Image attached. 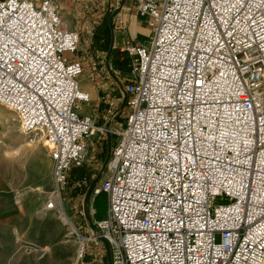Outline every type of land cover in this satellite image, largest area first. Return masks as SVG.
I'll return each mask as SVG.
<instances>
[{"label": "built area", "instance_id": "built-area-1", "mask_svg": "<svg viewBox=\"0 0 264 264\" xmlns=\"http://www.w3.org/2000/svg\"><path fill=\"white\" fill-rule=\"evenodd\" d=\"M138 12L153 34L124 46L127 111L109 129L77 109L91 95L82 61L66 56L80 33L59 1L0 0V103L49 148L43 210L62 208L90 135L107 130L118 141L92 193L106 192L108 208L96 231L77 233L72 264H100L88 252L101 238L116 247L112 264H264V0H140ZM101 97L114 111L116 98Z\"/></svg>", "mask_w": 264, "mask_h": 264}, {"label": "crops", "instance_id": "crops-1", "mask_svg": "<svg viewBox=\"0 0 264 264\" xmlns=\"http://www.w3.org/2000/svg\"><path fill=\"white\" fill-rule=\"evenodd\" d=\"M58 1L64 25L80 33L78 48L74 52H66V56L82 61L84 70L79 76V85L82 89L89 91L91 95L90 101L78 102L77 109L81 114L94 115L96 121L104 119L103 126H109L118 109L125 106L123 102L124 85L131 74V57L123 50L124 46L128 41L132 44L149 43L153 29L139 15L140 0ZM116 16H121L123 22H117ZM94 61H98V65L94 66ZM104 66L108 68V72L101 75L99 69ZM106 92L117 100V106L112 112L108 110L107 101L101 97ZM86 105H89L88 109L85 108ZM116 127L118 126L109 127V129ZM97 131L100 130L97 129ZM101 133L103 135L98 134V138L95 137V139L92 134L87 142L89 156L93 155L96 160L98 152L105 150L103 143H107L108 146H106L107 159L114 146H112V139L108 131L105 130ZM47 149L49 150L48 147ZM47 149L42 144H35L31 147L25 166L18 167L20 169L18 172L21 173L19 179L9 183L6 187H0V264H72L76 250L74 252L72 249L58 258L57 249L53 247V243L58 242L57 237L70 235L74 239L67 240L64 246L65 249L68 246L72 248L75 242L77 244V233L85 235V213L84 217L77 218L71 209L75 202L81 199L78 196L80 193H76V189L73 192L74 184L72 188L65 187L69 192L65 193L63 190L66 196L64 198L62 194L61 202L64 213L75 224L74 228L66 231L67 221L60 218L54 208L43 210L48 198L47 194L54 186L53 160ZM86 163L73 167L69 179L76 180L73 174H77V179H81L80 183L85 186ZM103 172H105V165L104 171L101 173ZM18 190L21 192L19 199L22 204L15 200ZM65 203H69L68 207L65 206ZM39 211L44 213L41 217L49 219V223H45L41 227L39 219L36 218L40 217ZM89 215L91 216V213ZM97 219L100 217L97 216ZM18 236L22 238L20 242ZM60 243L59 245L62 247V242ZM31 245L38 246V248H29L28 246ZM44 245H48L50 249L43 252L41 248ZM90 247L89 260H94L97 257L100 264H109L107 245L103 240H98L93 248L92 245ZM98 247H103L105 252L96 256ZM109 247L112 256L116 247L110 246V244Z\"/></svg>", "mask_w": 264, "mask_h": 264}, {"label": "rangeland", "instance_id": "rangeland-1", "mask_svg": "<svg viewBox=\"0 0 264 264\" xmlns=\"http://www.w3.org/2000/svg\"><path fill=\"white\" fill-rule=\"evenodd\" d=\"M88 106L89 105H86L85 108L88 109L89 108ZM126 111H127L126 106H123L122 108L118 109V112L115 113V117L114 119H112L111 124L108 127H112V126L119 127L122 121L124 120ZM0 116H3V119H4V120L0 119V121H3L1 123L2 125H0V187H6L9 183L16 182L19 179L21 173L18 172L20 170L18 169V167L23 168L25 166L27 155L31 147H33L35 144H42L47 149V145L45 144L44 141L30 140L29 134H27L26 132L22 130L17 113L2 103H0ZM96 125L103 126L104 119L102 118L97 119ZM93 131L94 133L92 132V134L94 136V139L95 137L98 138L99 136L98 134L103 135V133H101L100 131H97V129H94ZM108 133L110 134L109 136L112 139L111 143L113 146L118 141V135L111 133V132H108ZM92 134L90 135V137L92 136ZM106 146H107V143H103V148L105 150L104 151L101 150L98 152L97 160L96 158L93 157V155L89 156V150H87V146H86L85 159L87 163L85 162L86 163L85 164V178H86L85 181L87 184L85 183V186L82 185V183H80L81 179H77L78 178L76 176L77 174L76 175L73 174L76 180H73L70 178L66 185V187L69 189V187L72 188V185L74 184L75 188L74 187L72 188L73 192H74V189H76V193L77 192L80 193L78 196L81 199L75 202L74 206L71 207V209L73 210L72 211L73 215L77 216V218L84 217V213H85V234H89L95 231L94 228L92 227V224L95 226V229H97L96 221L99 219H97V216H96L97 211H98V208L95 205L96 199H100L105 202L108 201L107 193L101 192L94 196L93 193L89 191L90 187L93 184H100L102 182L103 176L105 175V172L103 173L101 172L104 171V165L106 164L105 161L107 159L106 153H107L108 146L107 147ZM47 151L49 150L47 149ZM48 154L50 155V151L48 152ZM52 175H53V172H52ZM67 188L64 189L65 193L66 191L69 192ZM53 189H54V186L50 188V191L48 192L47 195H49ZM64 191H63V196L65 198L66 195L64 194ZM15 196L21 197L20 190L17 191V194ZM16 202L19 203L20 199ZM20 204H22V202H20ZM67 204L69 203H65V206H67ZM54 209L56 210L60 218L62 217V215L66 216L62 208L56 207ZM92 209H95V212H92ZM89 213H91L90 220L87 218L88 217L87 215ZM38 215H40V217L38 216L36 218L39 219L40 227L43 226L45 223H49L48 221L49 219H45L41 217L43 216L41 211L38 212ZM66 226H68L66 231H69L72 228H74L75 224L72 223V219L69 220L67 217ZM72 238L73 237H71L70 235H65V236L56 238L58 242L53 243L54 244L53 247L57 249L58 258H61L62 254L63 255L67 254L72 249L75 252L76 246H77L76 242L73 244L72 248L68 246L67 249H65V246H64V244H66L65 242L67 240H71ZM18 240L20 242L22 238L18 236ZM97 241L98 240L96 239L93 241H90L89 249L91 248L90 247L91 245L93 248V246H95V242ZM60 242H62V247H60L61 245H59L61 244Z\"/></svg>", "mask_w": 264, "mask_h": 264}, {"label": "trees", "instance_id": "trees-1", "mask_svg": "<svg viewBox=\"0 0 264 264\" xmlns=\"http://www.w3.org/2000/svg\"><path fill=\"white\" fill-rule=\"evenodd\" d=\"M101 193V192H100ZM106 193V192H104ZM95 205L97 206L98 208V211H97V216L102 218L104 215H105V212L107 211V208H108V201L105 202L103 200H100V199H96L95 201Z\"/></svg>", "mask_w": 264, "mask_h": 264}, {"label": "water", "instance_id": "water-1", "mask_svg": "<svg viewBox=\"0 0 264 264\" xmlns=\"http://www.w3.org/2000/svg\"><path fill=\"white\" fill-rule=\"evenodd\" d=\"M94 186H95V184H93L91 187H90V189H89V191L92 193V190H93V188H94ZM88 217L87 218H89V219H91V216L88 214L87 215ZM92 227L94 228V230L96 231V229H95V226L92 224ZM104 242H105V244L107 245V251H108V261H109V264H112V256H111V249H110V247H109V243H108V241L105 239V238H101Z\"/></svg>", "mask_w": 264, "mask_h": 264}, {"label": "bare ground", "instance_id": "bare-ground-1", "mask_svg": "<svg viewBox=\"0 0 264 264\" xmlns=\"http://www.w3.org/2000/svg\"><path fill=\"white\" fill-rule=\"evenodd\" d=\"M0 119H1V120H4V119H3V116H0ZM5 120H6V118H5ZM2 122H3V121H0V125H2V124H1ZM29 139L32 140V141H36V140L39 141V140H40V138H36V139H35V138H33V137H32V138H29ZM41 213L44 214L42 211H41ZM62 218H63L64 221H67L65 216L62 215ZM31 246L34 247V245H31Z\"/></svg>", "mask_w": 264, "mask_h": 264}]
</instances>
